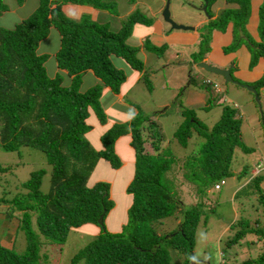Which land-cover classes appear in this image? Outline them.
<instances>
[{
  "label": "trees",
  "instance_id": "trees-1",
  "mask_svg": "<svg viewBox=\"0 0 264 264\" xmlns=\"http://www.w3.org/2000/svg\"><path fill=\"white\" fill-rule=\"evenodd\" d=\"M115 1L38 0L34 11L12 28L0 26V148L7 151L18 150L21 146L39 148L45 152L51 169L46 192L40 188L45 173L43 169L30 172L16 191L7 187V179L4 180L6 188L1 186L0 179L1 228L6 229L5 232L20 228L26 238L21 254L0 240V264H46L40 260L42 247L49 243L62 244L71 228L87 223L98 226L99 232L72 256L69 264H190L196 228L203 213L202 204L186 206L177 197L168 175L175 162L174 154L168 146L161 145L163 138L156 123L140 114L129 122L114 123L101 135L102 148L99 151L85 139V133L92 128L87 122L91 112L101 124L105 123L106 115L99 100L100 87L79 90L82 75L90 69L112 92L118 93L125 75L113 64L112 57L122 58L131 68L142 72L144 63L138 57L139 48L128 44L127 38L134 24L149 25L153 19L135 10L128 14L119 29H112L107 21L99 23L88 13L70 17L64 6L88 5L110 12ZM203 1L208 3V8L214 0ZM226 1L237 6L221 10L216 18L201 27L198 50L191 56L194 63L201 61L210 50L213 30H223L231 22L235 32L238 28L246 32L251 0ZM7 9L8 5L0 0V14ZM51 28H55L59 35V47L53 55L59 70L53 76L46 70L48 55L37 51ZM257 34L259 41L247 36L254 59L264 58V0L258 5ZM143 44L154 53L166 47L164 44L153 45L148 39ZM235 46L232 43L224 50ZM66 80L68 82L63 84ZM262 84L264 75L254 83L257 88ZM168 108L154 113H163ZM188 113L194 116L191 110H181L182 116L188 118ZM195 120H188V124L193 123L196 130L199 126L195 132L204 140L198 154L185 160L184 177L194 184L202 197L207 190L214 189L217 182L231 176L234 150L248 151L249 148L241 139V118L236 116L234 107L223 105L210 130ZM262 121L264 125V115ZM184 130L188 128L179 126L174 136L181 146L186 147L189 135L183 133ZM128 133L135 155L133 174L126 187L131 202L126 222L119 231L110 232L104 225L113 206L110 183L98 180L88 184L87 174L97 157L107 160L113 168H119L121 162L114 143ZM146 142L152 146L153 152L145 151ZM8 169L0 165V173ZM245 169L246 166L238 178L244 176ZM261 182L262 177L256 174L237 191L244 199L254 195L256 209L261 211L253 218H235L229 226L233 233L227 239L228 246L235 245L249 234L256 238L253 241L261 244L256 258L248 257L240 264H264V189ZM101 215L102 222L99 223ZM171 216L179 218L177 226L159 233L157 227ZM171 251L176 260H173Z\"/></svg>",
  "mask_w": 264,
  "mask_h": 264
},
{
  "label": "rangeland",
  "instance_id": "rangeland-1",
  "mask_svg": "<svg viewBox=\"0 0 264 264\" xmlns=\"http://www.w3.org/2000/svg\"><path fill=\"white\" fill-rule=\"evenodd\" d=\"M158 1L159 0H116L114 7L112 6L110 8L112 9L110 12H104L98 9L88 12L83 8L85 5H65L64 9L71 17H75L72 15H78L79 13L93 14V17H91L93 20L99 23L107 21L110 28L119 29L128 14L135 10L141 11L146 16L152 18V13L148 8L149 4H152L155 8L156 5L154 3ZM4 2L8 5V9L0 14V26L6 28H12L16 23L28 17L38 5V0H23L21 2H17V0H4ZM219 4H225V1L220 0ZM197 5L198 0H169L171 18L174 22L187 25V21L191 20L189 19L190 16L193 18L196 17L194 15H197V11L192 7ZM207 11L205 13L202 12V15L206 19L209 16V11ZM160 17L161 13L159 18ZM142 25V23H138L137 27L135 24L133 25L131 43L135 40L134 38L137 37V32L141 34L145 33L146 29ZM149 42L153 43L151 40ZM58 47V32L55 28H51L48 36L39 43L37 48L39 53L48 55L46 70L50 76H53V74L59 70L53 57ZM151 52L150 54H146L145 66L142 69V74H144V76H141V79L138 81H136L135 77L137 73L136 70L131 69L130 65L124 59L112 57L113 64L118 69H121L125 75V79L120 84V90L123 94V104H125V106L117 103L113 92L103 91L102 82L93 75L90 73H84L82 75L79 90L86 91L90 88L102 87L100 92L101 95L104 94L102 99L103 104H107L110 101L109 108H106L107 111H105L106 119L108 120L107 126L102 127L101 125H96L98 119L95 114L91 115L87 122L88 124H92V128L87 132L88 134H85L86 141L93 149L99 151L102 148L101 146V148L98 149V142H100L101 135L111 124L126 122L127 119H129V122L133 117H137V114L151 118L156 123L158 131L163 138L161 145L164 147L168 146L174 154L175 162L170 171H168V175L174 183L177 197L186 206L202 204L201 210L203 213L201 214V219L195 232V246L193 250L194 264H240L245 258H256L261 244L259 241H253L256 239L253 235H247L233 246H228L226 242L228 237L233 233L228 226H230L234 218L238 219L242 216L253 218L256 216V212H261L256 209L257 199L254 195L245 199L238 195L237 191L241 187L238 186L240 181L237 176L246 166V172L244 176H242L243 178L241 181L245 182V179H250L252 174L251 169L254 166L257 167L261 158L264 157V125L262 121L264 103L261 102L260 97H258L259 100H256L250 90L237 87L238 85H230L231 83L225 84L219 75L205 72L200 68L199 72L219 80L220 83H218L221 85L222 91L224 90L223 93L225 98L220 103L218 97L212 96V94L209 93L212 99L207 108H193L191 111L194 113V116L189 113L188 118L187 115L182 116L180 114L181 110H187V107L183 104L186 95L181 97V93L187 83V81H185L183 84L181 81L183 79L182 75L184 74L187 79L191 74L199 81L200 76L198 70L196 71L192 68V63L190 61H185L187 55L181 51L177 53H168L164 49L158 53ZM140 57L141 60L144 59L141 54ZM183 62L185 69L178 65ZM67 82L68 80L63 82V84ZM182 84L183 86L181 87ZM227 85L233 86L236 90V98H231L229 96L227 93ZM171 91L173 92V98L170 100L169 108L163 113H154L166 107L158 108L154 106V102H157L158 98L163 101L165 98H162V96H164V94L168 95ZM234 96L235 94L233 97ZM112 101H114V103L111 106ZM243 103H245V105ZM223 105L236 106V108L234 107L236 112L238 113L239 111V113H241L240 117L243 118L241 123L243 132L242 141L249 150L244 151L240 148H236L230 165L231 176L225 178V185H223L220 191L209 189L206 191L205 195L200 197L194 184L188 182L184 177V173L186 172L184 162L188 156L194 157L198 154L204 139L198 132H195L197 126H193V123L189 125L188 120L192 121L196 118L201 123V127L210 130L215 124V121L218 120ZM179 106L182 108L180 109ZM178 110H180V113ZM179 126L184 129L188 128V130H184L185 132H183L189 135L186 147L181 146L174 136V131ZM127 140V136H120L114 143L115 152L121 162L119 168H113L107 160L102 157H97L93 159L94 165L87 174L88 184H93L98 180H106L110 183L113 206L104 219V225L107 231L110 232H116V230L120 229L121 221L123 222L127 217L125 205L131 202V195L126 193V187L133 174L135 155L132 150L133 148L131 147L132 149H130L127 147ZM145 151L153 152V148L148 142L145 143ZM0 165L9 167L7 171L0 173L1 183L3 184L1 186H4V188H6L4 180L7 179V187H13L16 191L17 187L28 179L30 172L39 169L45 170L42 176L41 190L46 192L49 188L51 169L50 165L47 163L45 152L39 148L34 146H21L18 150L13 151L0 148ZM259 173V176L264 178V169H260ZM100 177L104 179H99ZM205 215L207 216L206 219L204 218ZM164 221L165 223L163 225L157 227L159 233H165L174 229L178 224L179 218L171 216L164 219ZM2 227L4 226L2 225ZM97 228L99 227L91 223L81 225L77 228H71L62 244L49 243L42 247L40 251V260L46 264H69V260H71L72 256L98 234L99 230ZM5 230L6 229L1 228L0 224V240L6 246H13V250L17 253H23L26 246L24 232L20 228L16 230L13 229L10 232H5ZM249 240L250 242H248ZM171 255L173 260L177 259L174 252L171 251Z\"/></svg>",
  "mask_w": 264,
  "mask_h": 264
},
{
  "label": "crops",
  "instance_id": "crops-1",
  "mask_svg": "<svg viewBox=\"0 0 264 264\" xmlns=\"http://www.w3.org/2000/svg\"><path fill=\"white\" fill-rule=\"evenodd\" d=\"M219 1L220 0H214L213 3H211L209 5V7H208L209 16L206 19L202 15L203 11L201 9V6L206 4V7H207L208 3L204 2L203 0H198V5L195 7H192L193 9H195L197 11V15H194L196 17L193 18L192 16H190L189 19H191V20L187 21V23H186L189 26H193L194 29L193 30H186V31L185 30H171L170 31L169 25L166 22H164L161 17L159 18L160 12L164 6L165 0H159L158 2L154 3L156 5L155 8L153 7L152 4H149L148 8H149L150 12L152 13V18H153L151 24H149V25L143 24L142 26L146 29L145 33L141 34L140 32H137L138 35L136 38H134L135 40L132 41V43H131V39H132L133 34L131 33V35L127 38L128 44H130L132 46H136L139 48L137 54H138V57L140 59H141L140 54L143 56L144 59L142 60V62L144 63V66H145V61H146V54L147 53L150 54V52H151V51H148L144 47L143 43L145 41V38L148 39L149 41L151 40L153 42L151 44L156 45V46H161L164 44L166 46L165 50L168 53H177V52L181 51L182 53L187 55V58L185 61L186 62L190 61L192 63V68H194L196 71L198 70V73L200 76V77L198 76L200 78V80L197 81L195 79V77H193L191 74L188 76L187 79H186V76L184 74L182 75L183 79L181 81L183 82V84L185 81H187V83L184 86V89L181 93V97L186 95V98H185L183 104L185 105V107H187V109H190V110H192L193 108H201V107L207 108L210 100L212 99L211 95L209 96V93L212 94V96L218 97V100L220 103L225 98L224 97L225 95L223 93L224 90L222 93H217V92H215V90L212 87L206 86L203 83V80L205 78H210L217 83L219 82V80H217L215 77L207 76L204 73L199 72L200 68L196 67L197 63H194L191 59L192 54H194L198 50V43H199V40L201 37V32H202L201 27L203 25H205L208 20L216 18L221 10L226 9V8H235L237 6L234 3L226 2V0H224L225 4H219ZM260 3H261V0H251V12H250V16L248 18V21L245 24V31L246 32L243 33V35H245L246 38L248 36V38L253 39L255 41H259V37L257 34V10H258V5ZM78 6H81V5H78ZM83 8L88 12L94 10L93 7L88 6V5H85V7H83ZM102 11L105 12L106 10H102ZM66 14L71 17V15H69V13H66ZM79 15H80V13L78 15H72V16H75L74 18H77V17H79ZM91 17H93V14L91 15ZM135 25L137 27L138 23H136ZM239 29H241V28H238V30L235 32L234 27H233V23L229 22L223 30H217V29L213 30L211 33V40L209 43L210 50L204 55L202 61H205L212 66H217L219 68H224V69L232 66V68L230 70L232 72L233 78L242 84L253 85L255 87V89L257 90V93L260 90V92L258 93V97H260L261 102L264 103V84L258 86V88L254 85V83L256 81L260 80L262 78V76L264 75V58L262 56H259L256 59H254L253 53L251 51V47L249 46V44L247 42L248 38L246 40H244L242 38V36L239 35ZM135 30H136V28H135ZM145 35H146V37H145ZM232 43H235L236 46L231 50L225 51L224 49L229 47ZM253 60H254V62H253ZM178 65H179V67L184 68V66H183L184 62L179 63ZM131 69H133V68H131ZM136 72L137 73H136L135 77H136V81H138L141 79L142 72L137 71V70H136ZM85 73H90L96 79L101 81V79L99 77L95 76V74L93 73L92 70L88 69ZM183 84L181 85V87L183 86ZM102 85H103V91L112 92L108 86L104 85L103 83H102ZM230 85L237 86V84H235V83H231ZM237 87L244 88V87L239 86V85ZM163 88L166 92L164 85H163ZM101 89H102V87H101ZM227 90H228L227 93L229 94V96L231 98H236L237 92L233 88V86L227 85ZM80 91H82V90H80ZM172 94H173L172 91H171V93L169 92L168 95L164 94V96H162V98H165V99H163V101H162V100H159V98H158V101L154 102V106H156L158 108H162L164 106H169L170 100L173 98ZM234 94H235V96L233 97ZM113 95L116 97V101L119 105L125 106V104H123V94L120 90V87H119L118 93L113 92ZM103 97H104V94L100 95V104H101L103 111L106 115L105 111H107L106 108L107 109L109 108L110 101L107 104H103V102H102ZM113 103H114V101H112L111 106L113 105ZM131 104H132V102H131ZM243 104L245 105V103H243ZM129 105H130V103H129ZM179 107H180V109L182 108L181 106H179ZM178 111L180 113V110H178ZM93 114L94 113L92 112V114H90L89 117ZM236 116L240 117L241 113H239V111H238V113L236 112ZM128 120L129 119H127L126 122H128ZM242 121H243V118H241V123H242ZM107 122H108L107 119H106L105 123H102V124L99 123V121H97L96 125H101L102 127H105V126H107ZM124 122H122V123H124ZM116 123H119V122H116ZM90 125L92 127V124H90ZM263 129H264V127H263ZM240 132H241V139H243V136H242L243 132H242L241 127H240ZM85 134H88V133L86 132ZM121 136H127L128 137V140L126 141V145L128 148L132 149L130 146V140H131L130 133L124 134ZM98 143H99L98 149H100L102 146L101 145V138H100V142H98ZM255 167L256 166H254L253 168L251 167L252 168L251 169V171H252L251 178L257 173L260 174L259 173L260 170L257 172L255 170ZM262 169H264V168H262ZM237 178H238V176H237ZM242 178L243 177L238 178L240 181V184H238L239 187L245 186L248 183V181L251 179V178L245 179V182H242L241 181ZM99 179H104V178L100 177ZM104 181H106V180H104ZM261 186L264 189V178H262ZM128 195H130V194H128ZM129 205H130V202H129V204L125 205V210H127ZM254 215H252V216H254ZM125 222H126V218L123 222L121 221L120 226L122 224H124ZM97 229L99 230V228H97ZM226 229H227V227H226ZM119 230H116V232ZM245 259H243V260H245Z\"/></svg>",
  "mask_w": 264,
  "mask_h": 264
},
{
  "label": "water",
  "instance_id": "water-1",
  "mask_svg": "<svg viewBox=\"0 0 264 264\" xmlns=\"http://www.w3.org/2000/svg\"><path fill=\"white\" fill-rule=\"evenodd\" d=\"M202 11L206 12V4L202 7ZM161 17L163 19L164 22H166L167 24L170 25L169 30H193L194 27L193 26H189V25H183L177 22H174V20L171 18V14H170V10H169V0H166L165 5L161 11ZM239 35L242 36L245 40L246 37L243 35L241 29H239ZM197 67L203 69L205 72H209L215 75H219L224 83H235L237 85H240L244 88H246L247 90H250L253 95L255 96L256 100H259L258 98V93L257 90L255 89V87L253 85H249V84H242L238 81H236L233 78L232 72H231V68L232 66L228 67V68H219L217 66H212L210 64H208L205 61H200L197 63ZM98 222H102V215L99 217ZM191 264H194L193 261V257H191Z\"/></svg>",
  "mask_w": 264,
  "mask_h": 264
},
{
  "label": "built area",
  "instance_id": "built-area-1",
  "mask_svg": "<svg viewBox=\"0 0 264 264\" xmlns=\"http://www.w3.org/2000/svg\"><path fill=\"white\" fill-rule=\"evenodd\" d=\"M204 83L210 85L216 92H220V86L217 82H214L210 79H204ZM264 168V157L261 158L259 164H257V167H255V170L258 172L260 169ZM225 180H220L214 185V190H220L221 187L225 184Z\"/></svg>",
  "mask_w": 264,
  "mask_h": 264
},
{
  "label": "clouds",
  "instance_id": "clouds-1",
  "mask_svg": "<svg viewBox=\"0 0 264 264\" xmlns=\"http://www.w3.org/2000/svg\"><path fill=\"white\" fill-rule=\"evenodd\" d=\"M204 2H206V1H204ZM164 7V6H163ZM202 7L203 6H201V9H202ZM163 9V8H162ZM169 10H170V8H169ZM162 11V10H161ZM206 11H207V7H206ZM161 13V12H160ZM205 13V12H204ZM162 18V17H161ZM153 19V18H152ZM163 20V19H162ZM169 25V24H168ZM169 28H170V25H169ZM242 31V30H241ZM242 33H243V31H242ZM245 36V35H244ZM246 37V36H245ZM243 38V37H242ZM244 39V38H243ZM247 39V38H246ZM245 40V39H244ZM202 61V60H201ZM200 62V61H199ZM195 63H198V62H195ZM196 67H197V64H196ZM198 68V67H197ZM205 79H210V78H205ZM210 80H212V79H210ZM212 81H214V80H212ZM215 82V81H214ZM203 83H204V80H203ZM204 85H206V86H209V87H211L210 85H208V84H205L204 83ZM218 85H219V83H218ZM220 86V85H219ZM220 89H221V91L220 92H217V93H222L223 91H222V88H221V86H220ZM216 92V91H215ZM224 100V99H223ZM235 108H236V106H234ZM258 174V173H257ZM256 175V174H255ZM226 183V182H225ZM225 185V184H224ZM192 257H193V254H192Z\"/></svg>",
  "mask_w": 264,
  "mask_h": 264
}]
</instances>
